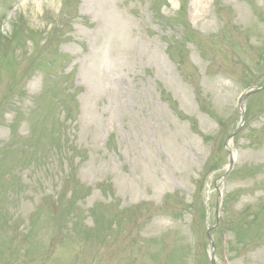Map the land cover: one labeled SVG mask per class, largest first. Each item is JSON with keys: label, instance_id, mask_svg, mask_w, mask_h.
Wrapping results in <instances>:
<instances>
[{"label": "rangeland", "instance_id": "1", "mask_svg": "<svg viewBox=\"0 0 264 264\" xmlns=\"http://www.w3.org/2000/svg\"><path fill=\"white\" fill-rule=\"evenodd\" d=\"M263 84L264 0H0V264H264Z\"/></svg>", "mask_w": 264, "mask_h": 264}, {"label": "water", "instance_id": "2", "mask_svg": "<svg viewBox=\"0 0 264 264\" xmlns=\"http://www.w3.org/2000/svg\"><path fill=\"white\" fill-rule=\"evenodd\" d=\"M251 94V91H246L239 99V108H240V111H241V114H242V121L244 122L245 120V113H244V106H243V99L247 96H249ZM210 240L212 241V238H210ZM212 245V248H214V243L212 242L211 243Z\"/></svg>", "mask_w": 264, "mask_h": 264}, {"label": "bare ground", "instance_id": "3", "mask_svg": "<svg viewBox=\"0 0 264 264\" xmlns=\"http://www.w3.org/2000/svg\"><path fill=\"white\" fill-rule=\"evenodd\" d=\"M135 191H136V188L132 189V192H135ZM132 192H131V193H132Z\"/></svg>", "mask_w": 264, "mask_h": 264}]
</instances>
